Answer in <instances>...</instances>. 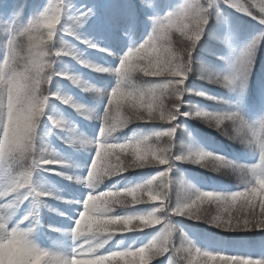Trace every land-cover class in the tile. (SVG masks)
<instances>
[{
	"label": "clouds",
	"instance_id": "obj_1",
	"mask_svg": "<svg viewBox=\"0 0 264 264\" xmlns=\"http://www.w3.org/2000/svg\"><path fill=\"white\" fill-rule=\"evenodd\" d=\"M221 5L252 16L264 26V0H185L176 11L150 18L149 35L119 56L114 68L81 58L74 47L57 39L61 10L52 0H48L24 26L0 27V34L6 33L0 37V49L4 53L0 63V169L4 175L0 181V198H10V202L0 204V264H151L153 257L168 251L175 233L182 238V255L176 264H258L255 260L236 257H213L211 251L198 247L174 223L175 217H183L212 225L211 221L219 220L218 208L203 204L220 201L219 193L203 191L180 181L176 203L172 206L170 190L176 181L165 173H158L132 187L98 191L105 181L122 172L167 164L165 172L171 173L179 162L216 174L232 175L245 188H251L254 195L264 196V114L258 120L249 121L240 111H209L196 104L190 105L184 99L186 95L214 99L202 91H195L187 81L194 72L193 52L210 20H215L217 25L227 21ZM75 26L80 24L77 22ZM68 31L71 33L72 29ZM262 42L264 27L250 38L240 56L232 62L230 73L196 71V78L229 91L238 82L243 88L255 67ZM145 43H149L147 54L141 52ZM90 47L97 45L90 44ZM62 57H70L90 71L114 76L115 85L108 90L67 66L58 69ZM153 75L163 77L162 81L146 79ZM56 77L93 95L97 101L106 98L103 111L97 112L76 102L59 86L53 90ZM53 100L71 107L86 120L100 123L95 140L77 134L68 141L82 148L94 147L87 174L80 177L57 173L89 190L82 202L77 201L82 203V210L74 225L67 230L54 229L66 232L73 241L74 247L68 252L43 247L36 239L41 223L40 209L48 207L45 198L64 200L55 191L34 181L37 170L55 172V167L48 166H68L54 150L37 144L38 129L46 116L54 128L66 127L62 117L50 114V110H55ZM182 107L190 110L181 112ZM181 116L199 120L233 143L258 153V162L238 163L202 146H181L182 150L177 152L176 131L186 127L179 124L171 128L172 135L168 131H155L116 142L117 133L132 124L149 119L169 124ZM75 131L73 128L72 132ZM102 148L105 151L101 157ZM235 195L239 197L240 194ZM29 200V210L19 220H14L15 210ZM135 205L154 207L142 212L130 211ZM248 215L250 220L243 225L236 223L228 231L264 228V218H258L260 214L250 212ZM242 218V211L232 213L233 220ZM161 223L163 227L158 234L134 251L100 255L116 234L142 232Z\"/></svg>",
	"mask_w": 264,
	"mask_h": 264
},
{
	"label": "trees",
	"instance_id": "obj_2",
	"mask_svg": "<svg viewBox=\"0 0 264 264\" xmlns=\"http://www.w3.org/2000/svg\"><path fill=\"white\" fill-rule=\"evenodd\" d=\"M37 1L38 0H20V5L23 6L25 2H29L28 4L34 6L38 3ZM175 1L176 0H143L142 3L141 0H131L129 4L115 1L113 3L114 5L107 11V18L111 25V28L108 30L110 45L107 47V53H109V67H116L119 62V56L123 55V53L130 47L128 40L134 39L137 43L136 46H138L149 35L152 28V20L150 18H154V15L152 11L149 10L148 6L155 3L161 8L168 6L169 9H172ZM3 2L5 1L3 0ZM3 2L0 0V3ZM27 9L28 6L26 4L25 10ZM222 9L225 12L224 15H226L227 21L221 27L217 25L215 20H211L205 30L202 40L193 52V79H197L196 71L204 72L205 70H209L212 72V70H217L216 62L211 61V59L223 57L221 54H223L226 49L222 48L220 36L225 31L233 33L240 42H244L245 39L250 40V38L261 29L258 24L244 15L237 14L233 9L231 10L226 6H223ZM62 36H64V31L61 29L57 39L64 41L61 38ZM65 43L72 46V44H69L68 42ZM218 52H220V55H217ZM216 73L217 72L215 71L214 74ZM146 79L160 80L161 78L147 77ZM96 82L98 86L110 90L115 85V77L107 73H104V75H96ZM187 84L195 91H202L207 94V97L214 98L208 99L206 97L195 95H186L184 97L190 105L196 104L209 111L223 112L226 108H228L226 111H230V106H235L236 99L238 96H241L242 101H244V110L247 112L245 118L249 120L248 115L261 110L264 104V42L260 45L252 74L248 78L246 85L243 88L241 86L239 87V91L236 89L229 91L223 87L220 89L211 84L204 82L201 83V80H196V82L189 81ZM86 97L91 99L90 105H86L87 107L93 108L97 112L103 111L106 98L97 101L91 94H87ZM184 109L186 111L190 110L188 107H184ZM80 118L84 119L81 116ZM84 121L86 122L85 132L82 135L95 140L100 127L99 121H89L86 119H84ZM187 125V129L183 128L175 134V150L177 152L182 150L181 146L208 145L215 150L223 151L225 154L228 153L233 156L232 160L242 164L250 165V163L254 162L258 157L256 152L247 149L235 150L229 148L228 145H238V143H233L211 128L199 125L195 120L188 121ZM166 127L169 126L164 124L163 121L132 124L123 131L117 133L116 142H122L133 135L150 134ZM58 142L62 145L71 146L74 149L73 154L67 162L70 169H67L68 173L66 174L80 177L85 176L87 174L88 166L91 164V160L94 156V147L83 148L80 150L81 147L77 143H69L60 138H58ZM163 167L165 166L159 165L158 167L129 170V172L121 176H116L105 181L98 191L107 189L115 190L143 183L154 176L158 169H162ZM74 168L75 170L73 171ZM182 171L186 172L183 181L186 184L191 183L196 187L198 186L197 183H201L206 187L221 189L223 192L238 191L244 187V185L238 183L234 177H232L234 179L228 181L225 178V174H216L209 171H203L196 167L185 166L183 169L182 167H179L177 170L175 169L171 174V178L176 181L171 188V193H176L178 195L179 182L182 180L181 177L179 178L177 176V173H182ZM0 173V181H2L4 179L2 169H0ZM44 173L45 172L37 170L34 176V181L38 185H43L46 189L55 191L58 195L64 197V200H56L50 197L45 198L48 207L40 209L41 227L44 230L41 240L44 243L43 246L46 248L65 251L64 249L68 247L69 242H71V247H74L73 241L66 232H57L54 231V229L58 228L61 230H67L71 228L69 227L70 224L66 225L65 223H62L63 217L68 214L65 212V209L67 205L69 206L73 202L76 203L77 200L83 201L89 190L74 181L75 186H71L70 188L68 184L71 180L66 179L60 181L53 178L51 175H47V172L46 175H43ZM80 204L82 206V203ZM149 206L150 205H136V208L130 211L142 212ZM49 208L56 209L57 211H50ZM60 212L65 213V215H59ZM181 223H184L183 231L185 235L205 250L217 251L223 249L227 254L245 255L249 258L264 261V229L227 231L207 223L194 222L186 218H183ZM178 228L182 229L180 225H178ZM150 231L152 230L116 235L111 241H109V244L106 245V247L111 248L112 250L128 249L130 247L136 248L140 244H145V239H149L150 237ZM181 239L179 233H177L173 244L177 241L176 245L179 246L178 244Z\"/></svg>",
	"mask_w": 264,
	"mask_h": 264
},
{
	"label": "rangeland",
	"instance_id": "obj_3",
	"mask_svg": "<svg viewBox=\"0 0 264 264\" xmlns=\"http://www.w3.org/2000/svg\"><path fill=\"white\" fill-rule=\"evenodd\" d=\"M1 1L3 2V0ZM4 1L5 2L0 3V27H8L9 25H13L14 27L24 26L31 17H34L36 14H38L39 11H41L43 7L46 6V4L48 3V0H38L37 1L38 3L34 6L31 4H28L29 2H25V4L22 6L20 5L21 4L20 0H4ZM115 1H119L124 4H129L131 2V0H101V1L99 0H65V11L62 15L61 24L58 28L57 38L59 37V31L62 29L64 31V36H62L61 38L65 42L72 44V47H74L77 50V52L81 55V58L107 67L108 66L107 60L109 58V53H107V47H109L110 45L108 30L111 28V25L109 24V20L107 18V11L109 10L110 7L113 6V3ZM184 2L185 0H176L172 9H169L168 6L165 8H161L158 4H155V3L150 4L148 7L152 11L154 18H155V17L164 15L168 11H176L180 7V5L183 4ZM26 4L28 6L27 10H25ZM223 6L224 5H221V8ZM82 12H90V14L88 15L87 18H82L81 22L79 23L80 26L76 27L75 26L77 23L76 17L79 16L80 13ZM235 12L239 15L246 16L247 18H249L256 24H258L260 27H264V26H261L258 20L254 19L252 16H248V15L239 13L237 11ZM223 13L225 14L224 10H223ZM224 23L225 22H222L218 26L222 27ZM69 29H72L71 33L68 31ZM3 35L6 36V33L0 34V37H2ZM220 37H221L220 40L222 42V48H225L226 50L223 52V54H221L223 57L217 58V59L216 58L211 59V61L216 62L217 70H212V72L209 70H205L204 71L205 73L214 74L215 71L220 74L230 73L231 72L230 65L232 64L234 60H236L240 56V53L243 51L245 45L249 41L248 39H245L244 42H240L236 38V36H234V34L230 33L229 31H225ZM84 41H87V43H85ZM128 41H129L130 47H135L137 44L134 39L133 40L130 39ZM90 44H96L97 47L95 48L90 47ZM219 53L220 52H218L217 55H220ZM3 55H4L3 50L0 49V63H2ZM218 64H219V67H218ZM66 66L69 68V70L80 74L81 76L84 77V79L96 85H98L97 82L94 81V79L96 80V75H104V73H97V72L89 71L87 68L82 67L80 64L77 63L76 60L70 57H62L60 62L57 64V68L63 69ZM196 80L199 81L198 79H193V73H192L189 76V80L187 81V83L189 81L196 82ZM203 82L207 83L206 81L201 80V83ZM211 85L222 89V87L220 86L213 85V84ZM57 86H59L60 89L64 93L72 95L75 101L78 103L86 105L91 102V99H85L84 97V95L86 94L85 92H82L80 89L72 86L70 82L67 80H63L60 77H56L53 81L52 89L56 90ZM235 87H236V90L239 89L240 87L239 82L237 83ZM242 102H243L242 98L239 97L237 99V109L244 115V112H243L244 108H243ZM52 104L55 106V110H50V114L54 116L59 115L60 117H62L66 121V127L63 129L54 128L46 116L44 120L42 121L40 128L38 129L37 144L39 147L46 146L54 150L57 153L58 157L68 165L67 161L70 159L71 155L73 154L74 149L71 146L60 144L58 142V138L63 139L68 142L70 137H72L73 135H77V134L82 135L85 131L84 130L85 121L81 119L80 115L77 114L71 107L62 105L60 104L59 101H55V100L52 101ZM230 108H232V105L230 106ZM227 109L228 108H226L224 111H226ZM181 112H186L184 107L181 108ZM260 117L261 116H253L251 117L250 121L258 120ZM190 120H193V119H190L185 116H181L179 117L177 121H175V124L186 126L185 129H187V126H188L187 124H188V121ZM195 121H197L199 125H202L205 127V125L201 123L199 120H195ZM163 123L166 124L165 122ZM168 126L170 127L171 125H168ZM73 128H75L76 130L75 133L72 132ZM181 129L183 128H178L177 131ZM202 147L208 150H211L213 152H217V150L215 151L209 146L205 145ZM228 147L233 148L235 150L245 149L240 144L228 145ZM82 149L83 148L81 147L80 150ZM257 162H258V159L254 163H257ZM185 166L186 167L191 166L193 168L196 167L198 169H201L207 172V170L200 168L198 166H193L191 164H184V163L178 162L176 164V167L173 169L172 173L174 172L175 169L177 170L179 167H182L183 169ZM48 167L50 168L55 167L56 171L49 172V171L40 170L42 172H45L43 175H46V172H47V175H51L53 178H56L60 181L66 180L64 176L58 175L57 173L58 172L68 173L67 169H70L69 165L67 167H62V166H48ZM163 169L164 167L162 169H158L157 172ZM74 170L75 168L73 169V171ZM185 174L186 172L182 171V173H177V176L179 178L181 177V180L183 181ZM232 177H233L232 175L225 176V178L228 181L234 179ZM68 186L70 188L71 186H75L74 182L71 180ZM197 187L203 191L222 192L220 190H215L214 187H206L202 185L201 183H199ZM176 197H177V194L171 193V190H170V203L172 206H174L176 203ZM30 200L25 201L22 206H20L18 209L15 210L14 220H19L25 214V212L29 210V208L31 207ZM8 202H10V198H8L7 200L0 198V204H4ZM79 207L82 208L80 203L76 204L73 202L71 205H69L68 211L70 212L72 217L70 216L64 217V221H66L67 223L68 222L73 223L75 221V218L78 217L79 211L81 210V208ZM151 207H154V206L150 205L149 207L146 208V210L150 209ZM205 207H208V206L205 205ZM212 207L213 209L215 208V206H212ZM182 220H183V217H175L174 223L177 226L180 225L183 229L184 223H181ZM27 223L28 222H26V225ZM160 228L161 226L157 225L154 228L146 229V230H152V231L149 232L150 233L149 239H145V244L150 242L155 237V235L158 234ZM40 232L41 230L39 226L36 239L38 243L41 246H43L44 243H40L39 241L41 239L39 238ZM176 236H177V233L174 234L173 241L175 240ZM176 242L174 243L175 245H176ZM70 244L71 242H69L68 247L64 249L65 252H68L72 249ZM143 245L144 244H140L138 247L143 246ZM201 249L205 250L203 248ZM152 264H175V258L173 257V254L169 252L165 254L164 256H161L157 258L156 260L152 261Z\"/></svg>",
	"mask_w": 264,
	"mask_h": 264
},
{
	"label": "snow or ice",
	"instance_id": "obj_4",
	"mask_svg": "<svg viewBox=\"0 0 264 264\" xmlns=\"http://www.w3.org/2000/svg\"><path fill=\"white\" fill-rule=\"evenodd\" d=\"M53 4L57 7L60 8L61 10V19H62V15L65 11V0H52ZM90 14V12H82L80 13L79 16L76 17V21L78 23L81 22L82 18H87L88 15ZM9 28H15L13 25H9ZM70 30V29H69ZM149 47V43H145L144 48L141 49V52L147 54V50ZM3 62V59H2ZM150 77H156V78H161L160 80H150L153 82H159L162 81L163 77L161 76H150ZM143 123H155L156 121H153L151 119L146 120V121H142ZM175 121H173L172 123H169L167 125H171L170 127H166L162 130H159L157 132H163V131H168L170 135H172L171 133V128L174 126ZM104 149H101V157L104 154ZM162 166H165L163 170H160L159 172H157L155 175H157L158 173H165L166 175H168L169 179L171 178V173H166L165 170L168 168L167 164H160ZM136 169H143V168H136ZM129 172V171H127ZM127 172H122L120 174L123 175ZM134 186V185H133ZM128 187H132V186H128ZM207 192H216L219 193L221 196V200L220 201H216V200H212V201H205L203 206L207 205H211V206H215L218 208V212H217V216L219 217V220H213L211 221L212 225L217 227V228H221L223 230H231L236 223H239L241 225H243L245 223V221L250 220V217L248 215V213H256V214H260L258 218H264V196H256L253 194V190L251 188H245L243 187L242 189L238 190V191H234V192H217V191H207ZM239 193V197H237L235 194ZM234 201V202H233ZM136 206V205H135ZM258 209V211H257ZM242 211L243 213V218L240 219L239 221H235L232 219V213L236 212V211ZM159 226L163 227V223L159 224ZM250 227V225H249ZM257 229H264V228H260L259 226L257 227ZM119 234H124V233H118L116 235ZM109 244V242L107 243V245ZM135 248H128V249H117V250H112L111 248H107L105 247L103 252L100 253V255L102 256H107L109 254L112 253H117V252H123V251H134ZM171 252L173 254V257L175 258V264H176V260L177 258H179L182 255V249L181 246L179 244V246L175 245V244H171L168 246V251L164 252L162 255L156 256L152 258V261L156 260L157 258L164 256L165 254ZM211 255L213 257H236L239 258L240 260H255L258 262V264H264V261L259 260V259H253V258H249L245 255H234V254H227L223 249L217 250V251H211ZM151 261V264H152Z\"/></svg>",
	"mask_w": 264,
	"mask_h": 264
},
{
	"label": "bare ground",
	"instance_id": "obj_5",
	"mask_svg": "<svg viewBox=\"0 0 264 264\" xmlns=\"http://www.w3.org/2000/svg\"><path fill=\"white\" fill-rule=\"evenodd\" d=\"M89 70V69H88ZM90 71V70H89Z\"/></svg>",
	"mask_w": 264,
	"mask_h": 264
}]
</instances>
